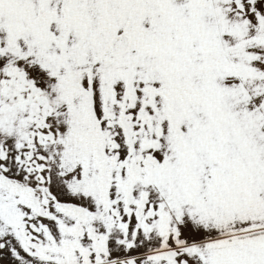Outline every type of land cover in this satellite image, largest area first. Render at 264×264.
<instances>
[{
  "label": "snow or ice",
  "instance_id": "snow-or-ice-1",
  "mask_svg": "<svg viewBox=\"0 0 264 264\" xmlns=\"http://www.w3.org/2000/svg\"><path fill=\"white\" fill-rule=\"evenodd\" d=\"M0 264H264V0H0Z\"/></svg>",
  "mask_w": 264,
  "mask_h": 264
}]
</instances>
